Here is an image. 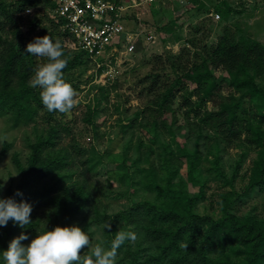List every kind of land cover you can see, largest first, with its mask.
I'll return each instance as SVG.
<instances>
[{
    "label": "rangeland",
    "instance_id": "374dc122",
    "mask_svg": "<svg viewBox=\"0 0 264 264\" xmlns=\"http://www.w3.org/2000/svg\"><path fill=\"white\" fill-rule=\"evenodd\" d=\"M206 1L213 9L206 8L200 1L201 9H209L210 12L200 15L198 19L192 18V25L186 26L185 31L176 33H173V24H177L176 20L180 15L186 14V10H191L187 9L190 6L183 3V7L177 8L171 0L165 3L162 0H154L131 7L124 14V23L129 31L140 32L137 48L131 54L118 55L122 59L120 74L109 83H104L102 77L95 76V65L92 62L77 63L69 72L64 73L68 83L75 85L72 86L75 91L74 105L65 114L57 111L55 118L50 120L54 114L44 107L41 110V115L45 118L43 121L17 124L13 115L0 111V136L6 137L0 141V185H3L0 188V197L5 198L9 189L15 190L21 182L23 173L19 168V161L25 166H30V157L34 153V143L37 142L38 135L45 129L48 130L55 122L61 121L63 140L60 146L64 150L58 156L63 164L45 172L32 186H26L31 187L30 190L41 194L42 190L53 186L62 177L65 185L74 184L79 176L91 168L90 176L100 182V190L105 195L103 211L110 215L128 212L134 203L154 199L155 189L151 183L155 173L162 171L165 148L169 146L178 158V162L174 164L178 167L173 178L175 185L187 191L190 196L199 197L197 212L221 215L225 194H231L232 190L243 191L250 184L258 147L247 146L240 141L230 144L220 135L213 136L212 131V140L206 141L203 137L200 143L197 127L199 119L194 114L190 118L186 116L187 108L182 106L184 92L178 93L171 113L159 117L157 129L151 125L147 127L146 116V108L154 99V94L148 93L150 81L144 79L153 69L157 55L171 59L170 66L161 74V80L165 83L176 80L194 62L202 61L226 31L235 33L237 37L264 43V0ZM218 7L221 12L217 10ZM43 11L32 9L28 14L40 16ZM194 11H187L188 17ZM201 12L203 11H200V14ZM28 28L29 19L25 18L24 29ZM197 28L199 32L195 34ZM34 33L36 34H32ZM216 74L225 73L220 69ZM261 83L264 86V81ZM192 87L193 85H190V88ZM233 90L234 88L225 86L222 93L228 96ZM236 97L240 100L242 115L256 113L255 100L249 96L240 99L239 92ZM192 99L196 100L197 97L193 95ZM212 107V101H208L205 108ZM90 109L93 111L91 116ZM135 117L136 120L132 122ZM39 124L40 131L35 129ZM119 133L123 134V160L113 161L111 159L115 155L108 154L107 148ZM182 146L190 151L199 149L195 164L191 165L190 158L182 153ZM54 156L56 155L45 153V163L49 164L55 160ZM118 170L122 173L118 174ZM46 201L47 197H43L39 203L31 204L30 217L34 220L41 219L35 230L25 226L17 233L16 236L22 232L28 235L29 238L22 241L23 244L28 245L29 241L36 237L37 230L44 227L51 230L55 223L59 226L77 224L90 236L91 246L80 250L81 264H87L89 258L94 259L92 252L96 245L110 250L118 232L134 231L136 240H125L121 244L117 249L115 264H131L133 257L139 252L162 255L161 264H173L170 259L177 251H164L166 242L156 239L148 230L152 225L151 217L146 218L145 214L135 222L121 219L116 227L117 233L113 235L109 230L108 221H104L100 216L94 218V215L78 214L67 223L48 217ZM233 211L239 216L252 214L260 219L264 218V184L249 190L246 196L236 203ZM159 226L172 231L179 228L177 223L160 221L152 227ZM3 228L4 226L0 227V235ZM208 237L206 231L199 232L194 237L190 233L181 238L179 243L191 251L192 257L205 245L206 264H230L231 260H239L243 254L239 252L235 241H229L225 246L220 245L218 241L211 245L206 243ZM210 238L215 240L214 237ZM235 244L237 246H234ZM154 262L158 264L155 258Z\"/></svg>",
    "mask_w": 264,
    "mask_h": 264
},
{
    "label": "trees",
    "instance_id": "16d2710c",
    "mask_svg": "<svg viewBox=\"0 0 264 264\" xmlns=\"http://www.w3.org/2000/svg\"><path fill=\"white\" fill-rule=\"evenodd\" d=\"M190 1L203 11L202 14L210 12L209 9H201L200 0ZM49 7H52L51 0H0V111L13 115L17 124H29L45 119L41 115L44 108L40 98L41 89L39 86L33 87L31 81L36 68L47 63V57L33 56L26 50L27 44L33 42L35 37L49 35L61 41L63 58L67 61L66 67L62 70L63 74L69 72L77 63L92 62L83 51L76 52L69 46L74 38L63 30L62 21H56L49 15L46 9ZM28 9L44 11L40 12V16L38 14L32 16L28 14ZM217 10L220 11L221 8L218 7ZM25 18L29 19L27 30L24 29ZM123 20H126V16ZM173 25L175 27V23ZM33 32L36 34H32ZM170 60L157 55L153 69L144 79L150 81L148 93L154 94V99L146 108L147 127L151 125L157 129L159 117L171 113L172 104L178 98V93L184 92L182 106L187 108L186 116L190 118L194 114L199 119L197 127L200 143L203 137L206 141H211L212 135L216 134L230 144L240 141L244 145L258 147L250 184L243 191L232 190L231 194H225L221 215L197 212L196 204L199 197H192L187 191L175 185L173 178L178 167L174 164L178 162V158L169 146L165 148L162 171L155 173L151 183L155 189L154 199L136 202L128 212L110 215L103 211L105 195L100 190V182L90 176L91 168L79 176L74 184L65 185L62 177L53 186L42 190L41 194L30 190L31 187L26 186H32L45 172L63 164L58 156L64 150L60 146L63 140L61 121L55 122L48 130L45 129L47 133L43 131L38 135V140L34 143V153L30 157V166H25L19 161V168L23 173L21 182L15 190L9 189L5 198L14 197L17 202L26 201L32 204L39 203L43 197H47L45 206L48 217L58 218L67 223L78 214L94 215L96 216L94 218L100 216L104 221H108L109 230L113 235L117 233L116 227L121 219L135 222L145 214L146 218L151 217L152 225L148 230L156 239L166 242L164 251L166 249L177 251L170 259L173 264L198 262L206 264L205 245H202L200 252L192 257L191 251L179 243L187 234L191 233L194 237L202 231L209 235L207 244L214 245L215 241L222 246L229 241L237 243L239 252L243 254L239 260H231L230 264H264V218L260 219L252 214L239 216L233 211L236 203L244 198L249 190L264 184V86L261 83L264 81V43L237 37L235 33L226 31L202 61L194 62L191 67H187L176 80L163 83L161 74L170 66ZM220 69L224 75L216 74ZM64 79L69 82L65 77ZM190 85L193 87L190 88ZM225 86L234 88L228 96L222 93ZM237 92L241 94L240 99L249 96L255 100L256 113L242 115L240 100L236 97ZM193 95L197 97L196 100L192 99ZM208 101H212V109L205 108ZM56 112H51L54 114L52 119L48 118L53 120ZM92 112L90 109V116ZM134 120L136 117L132 122ZM35 129L40 131V124ZM122 140L123 134L119 133L107 148L108 154L116 156L112 157L113 161L123 160ZM181 150L190 158L191 165L195 164L199 149L190 151L182 146ZM44 151L55 154V160L49 164L45 163ZM117 172L122 173L120 170ZM17 190L22 195H16ZM40 219L31 218V224L28 226L35 230ZM158 221L177 223L179 228L177 231L163 229L160 226L153 228ZM57 225L58 223H55V226ZM21 229L22 227L9 220L0 235V251L8 247V243ZM210 237H214L215 240ZM154 258L161 264L162 255L154 256L139 252L133 257L131 264H156Z\"/></svg>",
    "mask_w": 264,
    "mask_h": 264
},
{
    "label": "clouds",
    "instance_id": "9594fccd",
    "mask_svg": "<svg viewBox=\"0 0 264 264\" xmlns=\"http://www.w3.org/2000/svg\"><path fill=\"white\" fill-rule=\"evenodd\" d=\"M27 52L33 56L47 57V63L39 65L31 81L33 87L41 89L42 104L49 112L66 113L74 105L75 91L63 76L62 70L67 61L64 57L60 40L49 35L35 37L27 44ZM6 137L0 136V141ZM3 185H0L2 188ZM16 195L22 193L17 190ZM32 205L26 201L17 202L14 197H0V227L7 226L9 220L25 227L31 224ZM29 237L21 233L14 237L8 247L0 251L2 264H81L80 250L91 246L90 236L77 224L55 226L49 230L44 227L37 230L35 238L28 245L22 243ZM136 233L118 232L111 244L110 250L96 245L92 257L87 264H115L117 249L125 240L135 241Z\"/></svg>",
    "mask_w": 264,
    "mask_h": 264
},
{
    "label": "built area",
    "instance_id": "2783aa9c",
    "mask_svg": "<svg viewBox=\"0 0 264 264\" xmlns=\"http://www.w3.org/2000/svg\"><path fill=\"white\" fill-rule=\"evenodd\" d=\"M51 1L47 12L62 21L63 30L74 38L70 47L83 51L95 65V76L109 83L120 74L122 59L118 55L133 53L140 39V32L126 28L125 12L154 0Z\"/></svg>",
    "mask_w": 264,
    "mask_h": 264
},
{
    "label": "crops",
    "instance_id": "0c3cea01",
    "mask_svg": "<svg viewBox=\"0 0 264 264\" xmlns=\"http://www.w3.org/2000/svg\"><path fill=\"white\" fill-rule=\"evenodd\" d=\"M162 1H163V3H165V1H168V0H162ZM200 1L202 3H204V5H205L206 8L210 7V9H213L212 8V5H210L209 3H207L206 0H200ZM171 2L173 4H175V6L177 8H181V7H183L185 5V6H190V7H187V9L189 8L191 10H195L194 13L191 14L190 17H188L189 15H187V13L188 12H191V10H186V12H185L186 14H184V15L178 14V15H180V17H178V19L176 20L177 21V24H175V27L173 29V33L174 32L176 33V32H180V31L181 32L182 31H185L186 30V26L192 25V22H193V20H191L192 18L195 17L196 19H198V18H200V15H203V14H200V10L197 7V5L194 2L190 1V0H171ZM183 3H184V5H183ZM198 32H199V30L197 28L195 34H198Z\"/></svg>",
    "mask_w": 264,
    "mask_h": 264
}]
</instances>
